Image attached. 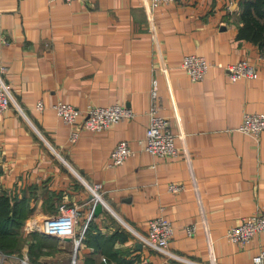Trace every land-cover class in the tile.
I'll list each match as a JSON object with an SVG mask.
<instances>
[{"label": "crops", "instance_id": "1", "mask_svg": "<svg viewBox=\"0 0 264 264\" xmlns=\"http://www.w3.org/2000/svg\"><path fill=\"white\" fill-rule=\"evenodd\" d=\"M239 2L177 0L149 9L145 0H0V70L18 104L0 113V191L30 209L19 252L4 258L69 262L73 237L42 230L65 204L80 214L77 264H253L264 233L241 245L226 236L264 213V131L257 142L238 129L246 112H264V49L239 36ZM188 54L210 63L201 81L181 67ZM242 60L260 76L232 82L225 67ZM153 79L178 157H158L138 142ZM61 101L85 110L119 103L135 116L107 130L80 129L72 142L75 127L53 109ZM120 141L135 153L113 167ZM170 183L184 190L172 192ZM98 185L96 215L89 188ZM157 216L174 224L169 250L177 257L141 241ZM107 251L115 255L109 261Z\"/></svg>", "mask_w": 264, "mask_h": 264}, {"label": "built area", "instance_id": "2", "mask_svg": "<svg viewBox=\"0 0 264 264\" xmlns=\"http://www.w3.org/2000/svg\"><path fill=\"white\" fill-rule=\"evenodd\" d=\"M52 1V0H51ZM54 1V0H53ZM66 3L72 4L76 0H63ZM149 9H155L164 4H170L177 0H145ZM181 67L184 68L192 81H201L208 73L210 63L203 55L188 54L183 58ZM225 69L228 72L229 78L232 82H236L240 78H258L260 76V70L257 66L250 64L249 62L242 60L236 63L226 65ZM5 68L0 70V113L7 111L11 104H15L16 100L8 84L5 83L2 77V73ZM151 104L147 112L148 114V127L145 137L138 142L142 148L162 158L178 157L181 152L176 146L174 141L175 134L172 130V125L168 117L166 118L160 111L162 110V99L158 93V81L153 79L151 86ZM41 103L37 105V109H42ZM60 118L70 126H74L75 130L72 133L70 140L76 141L79 137L80 129H86L90 131L107 130L123 120L132 119L135 116L133 108L126 105L114 103L109 106H92L88 109H78L74 105L68 102H58L53 105ZM82 117L81 120L79 118ZM79 120V121H78ZM242 132L250 135L255 141L259 142L260 135L264 131V112L250 113L246 112L242 120V124L238 127ZM135 153L129 143L126 141H120L115 146L110 158V165L115 167L117 165H123L127 159ZM185 156H188L184 152ZM101 186L90 187V191L95 196L96 200H102L100 191ZM168 189L172 192H180L184 190V186L178 183H170ZM77 208H69L65 204L59 208L57 214L46 219L42 230L44 233H50L52 235L62 236L68 235L74 239V247L72 258L69 262L63 264H77L78 258V246L80 245L82 236L77 237L76 223L79 217ZM187 233L191 236L196 232L194 224L185 226ZM149 235L141 236L143 244L150 248H154L163 254L171 257H177L169 250V243L174 236V224L169 221L165 216H157L149 221ZM264 233V213L258 212L257 214L245 217L237 225L231 226L226 236L231 243L234 244H247L258 234ZM180 258V257H178ZM253 264H264V248L259 251L252 258ZM22 264H39L22 260ZM54 264V263H52Z\"/></svg>", "mask_w": 264, "mask_h": 264}, {"label": "trees", "instance_id": "3", "mask_svg": "<svg viewBox=\"0 0 264 264\" xmlns=\"http://www.w3.org/2000/svg\"><path fill=\"white\" fill-rule=\"evenodd\" d=\"M239 5L238 16L242 23L239 36L264 49V0H240ZM28 209L25 199L13 204L12 198L3 190L0 191V251L8 255L19 252L22 245L20 230L28 218ZM35 236L40 235L36 233ZM106 254L108 261L110 257H115L113 252L110 254L107 251Z\"/></svg>", "mask_w": 264, "mask_h": 264}, {"label": "water", "instance_id": "4", "mask_svg": "<svg viewBox=\"0 0 264 264\" xmlns=\"http://www.w3.org/2000/svg\"><path fill=\"white\" fill-rule=\"evenodd\" d=\"M91 200L95 199V196H93V194L91 195ZM97 201V200H96ZM103 208V202L101 200L97 201V203L95 204V206L93 207V214H98L99 211H101Z\"/></svg>", "mask_w": 264, "mask_h": 264}, {"label": "rangeland", "instance_id": "5", "mask_svg": "<svg viewBox=\"0 0 264 264\" xmlns=\"http://www.w3.org/2000/svg\"><path fill=\"white\" fill-rule=\"evenodd\" d=\"M90 189V188H89ZM90 193H91V191H90ZM92 194V193H91ZM95 200H96V198H95ZM3 254H6L5 252H2V251H0V261H2L1 262V264H11L10 262H9V260H7L8 259V257H3L2 255ZM3 259H4V261H3Z\"/></svg>", "mask_w": 264, "mask_h": 264}]
</instances>
